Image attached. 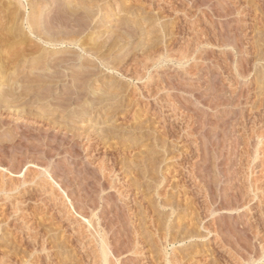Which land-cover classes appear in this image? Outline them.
Wrapping results in <instances>:
<instances>
[{
	"label": "rangeland",
	"instance_id": "rangeland-1",
	"mask_svg": "<svg viewBox=\"0 0 264 264\" xmlns=\"http://www.w3.org/2000/svg\"><path fill=\"white\" fill-rule=\"evenodd\" d=\"M0 28L29 36L0 45V264H104L103 237L264 264V0H2Z\"/></svg>",
	"mask_w": 264,
	"mask_h": 264
},
{
	"label": "bare ground",
	"instance_id": "bare-ground-1",
	"mask_svg": "<svg viewBox=\"0 0 264 264\" xmlns=\"http://www.w3.org/2000/svg\"><path fill=\"white\" fill-rule=\"evenodd\" d=\"M0 1L2 2V0H0ZM11 1H13V0H11ZM19 1H20V0H19ZM7 2H8V1H7ZM15 2H17V1H15ZM3 3H4V2H3ZM3 3H2V4H3ZM14 4H15V3H14ZM18 4H19V3H18ZM16 5H17V4H16ZM14 6H15V5H14ZM14 6H13V8H14ZM18 6H20V7L23 9L21 2H20L19 5H17V7H18ZM4 7L6 8L7 6H4ZM15 7H16V6H15ZM21 8H20V11H21ZM6 9H7V8H6ZM44 9H45V8H44ZM9 10H10V9H8V12H9ZM11 10H13V9H11ZM16 11H17L16 9H15L14 11H12V12H11L12 15L16 14ZM39 12H40V11H39ZM39 12H38V15H37L38 17H40L39 14L42 16V18H45L44 16L47 15V14L45 15L44 13L41 14L42 12H41V13H39ZM9 14H10V13H9ZM20 14H21V13H20ZM34 14H35V13H34ZM36 14H37V12H36ZM18 15H19V13H18ZM48 16H49V15H48ZM48 16H47V17H48ZM12 17H14V16H12ZM18 17H21V16L19 15ZM38 17H37V18H38ZM10 18H11V16H10ZM15 18H16V17H15ZM31 18H32V17H31ZM35 18H36V17H35ZM74 18H76V17H73V19H74ZM5 19H6V18H5ZM24 19H25V18H24ZM40 19H41V18H40ZM46 19H47V18H46ZM10 20H11V19H10ZM20 20H21V19H20ZM28 20H29V19H28ZM43 20H45V19H43ZM43 20H40V21H38V22H40V24H41V23H46V22H42ZM48 20H49V19H48ZM71 20H72V19H71ZM34 21H35V20H34ZM34 21L32 20V22L30 23V20H29L30 25L33 26V22H34ZM45 21H47V20H45ZM90 21H91V20H90ZM92 21H93V19H92ZM92 21H91V22H92ZM12 22H13V20H12ZM12 22H11V24H12ZM14 22H16V20H15ZM18 22H19V21H18ZM71 22H75V21L72 20ZM76 22H78V20H77ZM9 23H10V22H9ZM19 23H20V22H19ZM15 24H17V23H15ZM27 24H28V23H27ZM13 25H14V24H13ZM17 25L20 26L21 24H20V25L17 24ZM15 26H16V25H15ZM25 26H26V25H25ZM28 26H29V25H28ZM21 27H22V26H21ZM21 27H20V28H21ZM17 28H18V27H17ZM24 28H25V27H24ZM31 28H32V27L30 26V27H29V29H30L29 34L33 35L35 29H34L33 31H31V30H32ZM40 28H41V27H40ZM0 29H1V28H0ZM7 29H8V28H7ZM9 29H10V28H9ZM14 29L17 30L16 28H14ZM14 29L12 28L13 31H14ZM41 29L43 30V28H41ZM44 29H45V28H44ZM19 30H20V29H19ZM45 30H46V29H45ZM9 31H10V30H9ZM20 31H21V32L23 31V32H22V33H21V32L19 33L18 30H17V33H19V34L16 35V32H15L14 35H12L13 33L10 34L11 36H8V34H9L10 32H12V31H10V32H6V33H8V34H3V33H2L4 39H0V40H1V41H0V45H1V44H4V43H6V44L8 43V44H9V43L12 42V40H16V39L19 40L18 36L21 37L22 34L24 35V36H22V39H23L22 41H24V40L27 41L29 36L27 37V34L24 33L25 31H24L23 28H22ZM43 31H44V30H43ZM1 32H2V30H1ZM3 32H4V31H3ZM35 32H37V31L35 30ZM47 32H48V31H47ZM60 32H61V31H60ZM83 32H84V31H83ZM83 32H81V33H83ZM40 33H43V32H41V31L38 32V34H40ZM81 33H80V34H81ZM2 34L0 33V36H1V37H2ZM35 34L38 35L37 33H35ZM44 34H45V31H44ZM44 34H42V35H44ZM71 34H72V33H71ZM73 34H74V32H73ZM77 34H79V33H77ZM80 34H79V35H80ZM4 35H5V36H4ZM40 35H41V34H40ZM48 35H49V33H48ZM48 35H46V36H48ZM50 35H51V34H50ZM50 35H49L48 38L42 37V39H41L46 45H54V46H56V47H57L58 45L61 46V45L65 44V43H66V40L68 39V38H67L66 40H64V38H65L66 36L64 37L63 35H62L63 39H61V40H60V39H56V38H60L59 34H57L58 37H56L55 39H54V38L52 39V35H51V37H50ZM89 35H90V34H89ZM92 35H93V34H92ZM92 35H91V36H92ZM7 36H8V37H7ZM44 36H45V35H44ZM55 36H56V35H54V37H55ZM69 36H70V33H69ZM1 37H0V38H1ZM40 37H41V36H40ZM97 37H98V36H96V38H97ZM85 38H89V37H85ZM90 38H91V37H90ZM90 38L87 39V40L89 41ZM92 38H94L95 41L93 40V41L90 43V44H91V47H92V43H93V42L95 43L96 40L99 39V38L95 39V37H92ZM92 38H91V39H92ZM68 40H69V42H70L72 45H76V46H78L79 48H81V46H83V45H80L81 40H80L79 38H77V37H76V38L73 37V38L68 39ZM82 40H84V38H83ZM87 40H84V42L87 41ZM88 41H87V42H88ZM89 42H90V41H89ZM115 42H116V41H115ZM24 43H25V42H24ZM30 43H31V42H30ZM32 43H33V41H32ZM94 43H93V44H94ZM67 44H68V43H67ZM86 44H87V43H86ZM86 44H85V45H86ZM99 44H100V43H99ZM104 44H105V43H104ZM117 44H118V43H117ZM85 45H84V46H85ZM87 45H88V44H87ZM101 45H102V44H101ZM21 46H22V45H21ZM21 46H20V47H21ZM26 46H27V45H26ZM54 46H53V47H54ZM95 46H97V44H96ZM99 46H100V45H99ZM103 46H104V45H103ZM115 46H116V43H115L114 47H115ZM37 47H38V46H37ZM37 47H36V48H37ZM49 47H50V46H49ZM97 47H98V46H97ZM4 48H5V47H4ZM84 48H86V47H83V49H84ZM94 48L96 49V47H94ZM99 48L101 49V47H99ZM111 48H112V47H111ZM111 48H110V50H111ZM17 49H19V48L17 47ZM34 49H35V48H34ZM43 49H44V48H43ZM43 49H42V50H43ZM46 49H47V48H46ZM83 49H82V50H83ZM86 49H87V48H86ZM86 49H84V50H86ZM95 49H94V50H95ZM100 49H99V50H100ZM19 50H20V49H19ZM24 50H25V49H24ZM26 50H27V49H26ZM40 50H41V48H40ZM92 50H93V49H92ZM97 50H98V49H96V52H97ZM2 51H3V50H2ZM21 51H23V50H21ZM21 51H20V52H21ZM38 51H39V49H38ZM38 51H37V52H38ZM44 51H45V49H44ZM86 51H87V53H88L89 50H86ZM86 51H85V52H86ZM18 52H19V51H18ZM20 52H19V53H20ZM26 52H27V51H26ZM37 52H35V53H37ZM89 52H90V51H89ZM91 52H92V51H91ZM93 52H94V51H93ZM96 52H94V56L96 55ZM3 53H4V52H3ZM21 53H22V54H27V53H23V52H21ZM28 53H29V52H28ZM38 53H39V52H38ZM98 53H99V51H98ZM98 53H97V54H98ZM32 54L34 55V53H32ZM16 55H17V54H16ZM16 55H15V56H16ZM18 55H19V54H18ZM18 55H17V57H18ZM30 55H31V54H30ZM8 56H9V55H8ZM24 56H25V55H24ZM43 56H44V55H43ZM6 57H7V56H6ZM9 57H10V56H9ZM3 58H4V57H3ZM3 58H2L1 50H0V70H1V68H2V67H1L2 64L4 63V65H5V61L3 60ZM12 58H13V57H12ZM41 58H42V56H41ZM45 58H47V57H45ZM4 59H5V58H4ZM7 59H8V58H7ZM33 59H34V58H33ZM44 60H45V59H44ZM3 61H4V62H3ZM7 61H8V60H7ZM10 61H11V60H10ZM14 61H15V60H14ZM24 62H25V60H24ZM41 62H42V60H41ZM18 63H19V62H18ZM12 64H15V63H12ZM10 67H11V66H10ZM1 77H3V76H1ZM35 80H36V79H35ZM38 82H39V81H38ZM32 84H33V83H32ZM34 84H35V82H34ZM6 94L8 95V93H6ZM3 96H4V94H3ZM8 96H9V95H8ZM4 98L6 99L7 97H4ZM5 99H4V100H5ZM7 100H8V99H7ZM7 100H5V101H7ZM8 101H9V100H8ZM8 101H7V102H8ZM7 102H6V103H7ZM9 102H10V101H9ZM1 168H2V167H1ZM1 168H0V169H1ZM2 171H3V169H2ZM19 174H20V173H19ZM23 176H24V175H23ZM83 217H84V216H83ZM83 219H84V218H83ZM85 220H86V219H84V221H85ZM86 221H87V220H86ZM89 221H90V220H89ZM89 221H88V224L91 225V222H89ZM86 223H87V222H86ZM109 251H110V249H109V245L107 244V240L103 237V238L101 239V254H102V257H103V262H104V264H109V261H108V260H109V259H108V256L110 255Z\"/></svg>",
	"mask_w": 264,
	"mask_h": 264
}]
</instances>
